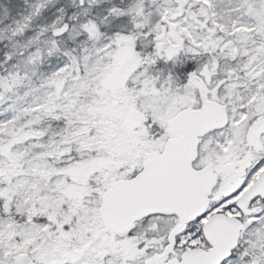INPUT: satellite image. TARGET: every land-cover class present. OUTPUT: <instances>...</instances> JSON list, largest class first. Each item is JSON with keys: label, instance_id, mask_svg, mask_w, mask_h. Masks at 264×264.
Here are the masks:
<instances>
[{"label": "snow or ice", "instance_id": "snow-or-ice-1", "mask_svg": "<svg viewBox=\"0 0 264 264\" xmlns=\"http://www.w3.org/2000/svg\"><path fill=\"white\" fill-rule=\"evenodd\" d=\"M0 264H264V0H0Z\"/></svg>", "mask_w": 264, "mask_h": 264}]
</instances>
